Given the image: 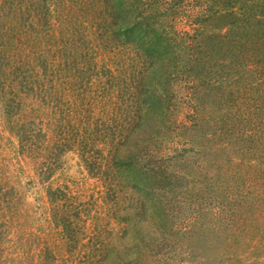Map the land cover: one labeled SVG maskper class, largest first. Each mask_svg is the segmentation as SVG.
Returning <instances> with one entry per match:
<instances>
[{"label":"trees","instance_id":"16d2710c","mask_svg":"<svg viewBox=\"0 0 264 264\" xmlns=\"http://www.w3.org/2000/svg\"><path fill=\"white\" fill-rule=\"evenodd\" d=\"M96 1L95 9L102 5L106 8L107 0ZM178 1L154 0L147 17L137 1L130 5L132 15L128 12V18L104 15L103 9L90 16L88 24L103 25L100 37L107 35L106 21L116 40L129 47L131 40L139 42L131 39L132 32L139 31L143 46L139 52L143 56L135 65L138 80L132 103L124 104L121 110L112 103H92V99L82 103L83 110L77 113L70 106L60 109L54 83L50 87L69 60H62L60 50L52 56L51 51L42 56L37 53L41 46L45 51L56 44L50 39L54 35L44 28L50 17L47 1L0 0V101L6 106L14 103L19 111L21 103L31 98L48 107L47 103L53 104L54 118L61 114L59 110L71 115L55 122L59 131L54 145L59 151L52 154L41 123L30 121L16 128L19 152L40 160L38 175L44 182L61 165L64 152L77 148L86 170L108 180V188L116 180L113 171L111 174L114 169L119 178L121 172L127 174L132 191L135 184L147 188L153 178L148 168L162 169L167 167L163 165L166 162L175 166L171 156L161 162L159 152L177 131L175 140L182 143V154L189 148L196 150L203 161L198 167L200 175L203 172L208 181H213V190H221V215L207 212L198 222L197 231L210 240L212 249L235 251L243 238L264 231V0H225L224 9L211 4L220 0H208L212 8L203 22L209 25L194 27V38L187 34L180 37L168 26L172 16L183 17L176 7L177 12L170 8L179 6ZM28 2L31 6H26ZM173 11L174 15H168ZM180 76L184 89H188L183 101L170 90ZM119 81L114 83L116 89ZM103 95L97 89L88 98ZM184 106L187 110L180 115ZM161 180H167L166 176ZM47 196L52 219L61 227L65 242L77 245L83 239L82 228L88 218L84 203L62 190L49 191ZM6 202L9 205L10 198ZM160 214L155 215L157 222L162 220ZM143 215L147 219L145 212ZM192 230L186 235H193Z\"/></svg>","mask_w":264,"mask_h":264},{"label":"rangeland","instance_id":"374dc122","mask_svg":"<svg viewBox=\"0 0 264 264\" xmlns=\"http://www.w3.org/2000/svg\"><path fill=\"white\" fill-rule=\"evenodd\" d=\"M46 1L49 25L37 24L54 35L50 39L56 44L54 48L48 46L45 51L41 46L37 53L42 56L51 51L49 56H52L60 50L62 60H69L65 62L68 67L62 66L50 85L51 88L53 83L55 85L59 108L70 106L79 113L83 110L82 103L93 99L92 103H112L123 110L124 104L133 102L138 80L135 65L143 56L140 54L143 46L139 31H133L131 38L139 42L131 40L132 47H129L130 44L116 40L106 21V37L99 34L103 25L98 27L87 22L94 12L98 13L97 9H103L104 15L112 13L116 17L126 15L128 18V12L132 15L130 5L135 1L147 13L152 11L154 0H107L105 9L104 5L95 9L96 0ZM224 1L211 4L214 8L224 9ZM178 4L170 8L175 10L176 7L183 17H176V10L169 12L168 15L174 16L168 26L180 33V37L187 34V37L194 38V27L209 25L203 21L212 7L208 0H179ZM26 6L31 5L28 2ZM144 16L147 17L148 13ZM211 26L215 27V24ZM87 62L91 65H85ZM116 80H120L117 89L114 87ZM184 85L180 76L170 86L180 101L188 92ZM97 89L102 95L106 93L88 98ZM7 104L9 106L0 101V264H264V231L250 239L243 238L235 251L219 247L212 249L210 240L201 236L199 232L202 231H197L198 222L207 212L219 217L221 190H213L210 187L213 181H208L203 172L200 175L202 170L198 167H202L203 161L196 150L188 147L182 154V143L175 140L177 131L171 133L159 152L161 162L165 163L163 159L171 156L175 166L166 162L162 164L167 167L162 169L158 165L148 168L152 170L153 178L147 188L135 184L132 191L129 188L132 183L127 184V174L121 172L119 178L115 169L111 170L115 183L111 180L113 184L108 188V180L86 170L77 148L64 152L61 165L44 182L38 175L40 160L19 152L16 128L30 121L41 123L50 139L48 151L52 154L59 151L54 145L59 131L56 123L62 118H71V115L66 116L69 115L67 111L59 110L61 114L54 118L53 104L47 103L48 107L31 98L21 103L19 111L14 103ZM186 110V106L180 108V115ZM167 168L171 171L168 172ZM161 170L165 175H161ZM168 174L172 177L168 178ZM179 175L181 179H177ZM117 176L124 181H118ZM162 176L167 180L162 181ZM56 190L76 197L87 209L88 218L82 228L85 234L75 246L65 242L61 227L52 219L47 193ZM9 198L11 203L8 205ZM144 212L147 219H144ZM159 214L162 220L157 222ZM190 228L194 234L186 235Z\"/></svg>","mask_w":264,"mask_h":264}]
</instances>
